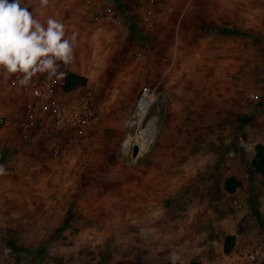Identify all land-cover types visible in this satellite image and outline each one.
<instances>
[{
    "label": "crops",
    "instance_id": "obj_1",
    "mask_svg": "<svg viewBox=\"0 0 264 264\" xmlns=\"http://www.w3.org/2000/svg\"><path fill=\"white\" fill-rule=\"evenodd\" d=\"M137 1L142 5V0ZM190 1L177 12L175 5L158 0L149 25L121 20L122 8L130 14L140 13L142 7L134 0H127L123 7L106 0L103 8L110 13L98 20L84 0H49L46 6H41L40 0H21V7H27L45 28L49 17L65 26L62 39L72 43V58L65 63L53 57L56 71L51 74L61 82L69 72L86 79L103 72L110 79L117 69L122 73L128 66L139 78L143 62L138 60L145 52L141 40L156 34L153 27L165 19L169 27L173 14L177 21L174 27L178 28L174 35H178L183 20L184 27L191 28L190 33L184 28L185 36L192 38L193 33H199L191 41L198 42L200 48L190 58L200 59L201 63L198 75L190 80L185 77L180 86L170 83V79L166 86L159 85L166 78L159 76L154 86L159 85L158 89L165 92L168 104L153 134L154 141L145 150L139 147L130 163L121 160V151L129 150L124 145L123 120L118 118L126 113V107L128 111L133 108L144 86H132L135 100L130 103L120 100L126 93L124 86H108V91L105 86L110 95L117 96L111 107L119 109L110 108V118H96L83 134L57 133L51 123L45 122L27 140L23 130L13 123L11 112L4 111L7 124L0 127V242L5 249L3 252L0 248V264H38L43 260L49 264H98L101 252L105 264H131L128 255L133 249L139 252L138 257L142 256L135 264H206L214 244L224 253L223 240L235 231L213 239L229 217L218 219L212 207L226 197L236 206L242 199V187L249 186V181L264 179V174L255 172L251 165L255 145H264V107L258 110L259 103L251 106L246 102L248 93L263 94L264 81H258L251 72L257 57L264 67V49H255L253 43L259 37L236 34L238 9H225L223 0H215L214 7L203 2L199 18L191 21L198 8H192L195 5ZM224 12L230 13V19L223 17ZM137 30L141 32L135 44H129L128 36L132 38V31ZM240 42L247 44L246 48ZM139 48L135 63L131 60L125 68L122 60L129 61ZM112 60H118L120 66H114ZM15 74L24 73H9L0 66V86L6 82L1 75ZM66 94L62 90L61 96L69 101ZM0 102L13 101L0 96ZM230 138L239 142L223 154H233V160L218 168L209 164L206 158L211 151L215 156L214 144L226 143ZM160 145L168 154L178 150V158L173 156L178 165L162 163L166 157L159 158L165 153L160 152ZM147 157L153 161L147 162ZM169 168L172 172L186 168L187 172L174 173L177 179L165 180L161 172ZM217 172L226 175L217 176ZM231 176L241 181L234 192L224 189L225 180ZM14 245L37 253L30 257ZM36 254L41 256L36 259Z\"/></svg>",
    "mask_w": 264,
    "mask_h": 264
},
{
    "label": "rangeland",
    "instance_id": "obj_2",
    "mask_svg": "<svg viewBox=\"0 0 264 264\" xmlns=\"http://www.w3.org/2000/svg\"><path fill=\"white\" fill-rule=\"evenodd\" d=\"M130 0H128L129 3ZM135 2L137 0H134ZM189 0H160V3H165V4H172L175 5V9L177 12H179L184 4L188 2ZM193 5L192 8L197 7L198 10L193 12L191 15L190 20H197L200 15V5L201 3H209L213 7L216 4L215 0H191L190 1ZM158 3V0H156L155 3L152 5H140L139 2H136V6L142 7L139 10L140 13L137 14H130L128 13L127 9L122 8V13L121 20L123 21H128L129 23L136 24V22L140 21L143 22L144 24H149L151 21L150 19V14L151 11H153L155 4ZM222 3L226 4L224 7L225 9L229 8H234L238 9L239 14H237V20L239 24L234 25V29L237 32L236 34L238 35H248V36H257L259 37V40H257L256 43H253L255 45V49L257 51H260L261 49H264V0H223ZM125 5V4H124ZM122 4V7L124 6ZM223 7V8H224ZM123 10H125V16L123 13ZM142 13V14H141ZM226 14V15H225ZM230 13H225L223 14V17L226 19H230ZM174 15V14H173ZM171 15V25L168 27L167 20L165 19V22L163 24L161 23L160 26H155L153 27L156 34L150 35L149 37H144L141 42L142 46L145 48L144 53V58L139 59L138 61L143 62V67L142 70L140 69V75L139 78L135 75H132L130 67H127V64L132 60L134 63L137 60V54L141 48L138 50L133 51V55H131V59L127 61L126 59L122 60L124 67L126 68L119 72V69L115 71V73L111 74V77L109 79L110 75H103V72H101L98 75H95L93 79H90L87 77V81L85 85L78 87L71 92H67L65 97L69 99V101L80 99L81 97H85V95L89 94L90 97L92 98L95 106V118L92 121H96L100 118L101 119H108L109 117V110L110 108L115 111L118 110L119 108L116 106H112L116 102V97H113L108 93L107 91L109 90L108 86H124L126 93L122 95V98L120 100H124L125 102H132L135 100V94L133 91L132 86H148L150 88H154L156 93H157V101L156 103L145 113L143 114V117L139 121V126H133L131 128H128L124 126L125 118L127 117V114L131 113L133 108L128 111L127 107L125 108L126 113H123V116H119L120 113H116L119 118L123 120V140L127 139L131 141L130 137L132 138V144L138 143L141 151L145 150L147 145H150L151 141H154L155 136L153 135L154 132L156 133L159 129V124L162 120V114L164 108L167 107V99L165 96V92L160 91L159 85L166 86L168 84V80L170 79V83L175 82L177 86L183 85L184 78L187 77L189 80L195 78V76L198 75L196 72H198L200 68V59H194L192 56V53L194 51L199 50L200 45L198 42H192L191 39L194 38L195 35H199L198 32L192 34V38L187 37L184 35L183 30H184V23L185 21L183 20L181 22V28H179V33H176L178 35H174L175 31L178 30V28L174 27V23L177 24L176 19L174 18L175 16ZM120 16V15H119ZM262 17V18H261ZM140 18V19H139ZM173 18V19H172ZM254 19H257L258 21H254ZM189 20V19H188ZM261 20V21H260ZM259 22V23H258ZM142 23V24H143ZM146 26V25H145ZM147 27V26H146ZM148 28V27H147ZM188 33H190V27L185 28ZM160 30L163 32L160 33ZM193 31V29H192ZM140 31H132L133 36L131 35L132 38L128 36V43L135 44V39L139 36ZM135 33V34H134ZM166 34V35H163ZM164 36V37H163ZM197 38H199L197 36ZM241 47L246 48L247 44H242L240 42ZM138 51V52H137ZM139 55V54H138ZM133 56V57H132ZM140 57V55H139ZM136 59V60H135ZM263 60H260L258 57L255 59V67L252 69L251 74H254V77H257L260 82L264 81V67L260 65V62ZM112 63L114 66H120V62L118 60L113 61ZM170 68V70H167V68ZM109 69V66H107V71ZM128 71V72H127ZM118 72V73H116ZM127 72V74H126ZM125 74V75H124ZM25 74H15L13 76H6V75H1L6 77V82L5 86H0V96L5 97L6 99L9 98L13 102H8L6 104L0 102V116H5L3 114L4 111H10L11 113V118L13 120V123L19 126L21 129V121L24 113V101L21 95L20 91V86L18 85L17 82H19L22 79V76ZM60 75H62L60 73ZM160 75H165L166 77L164 80L160 82V84L157 86L155 85V82L159 79ZM57 76V75H56ZM262 76V77H261ZM89 80V81H88ZM12 81H16L17 85H13ZM105 86H107V91L105 90ZM130 89H129V87ZM128 89V91H127ZM111 90V89H110ZM106 91V92H105ZM258 94H260L261 100L258 102L259 104L257 105L258 110L260 108L264 107V91L263 94L258 91H256ZM117 95V94H116ZM115 100V101H113ZM256 105V104H255ZM114 113V112H113ZM159 115V117H158ZM155 117V128L154 131L152 132L150 139L145 141L143 144L139 143V136L141 135V130L146 126L145 123L148 122L149 118ZM5 120V126L7 124V121L5 117H3ZM159 119V120H158ZM91 123V125L93 124ZM2 127V126H1ZM264 127V125H263ZM87 130V129H86ZM85 130V132H86ZM158 134V133H157ZM128 137V138H126ZM122 140V139H121ZM121 141V143L123 142ZM149 141V143H148ZM238 140L236 138H230L228 142L226 143H215L214 148H215V156L213 155V151H211V155L208 154L206 160L209 162V164L215 165L216 168H218L222 163H230L231 162V157L233 154H228L224 155L223 153L227 149H232L231 145L237 146ZM121 145V144H119ZM126 147V146H125ZM132 148V147H131ZM131 148L129 151L123 152L121 156L122 162L125 163H130L131 160ZM211 150V148H209ZM159 150L161 153L165 152L164 155H160L159 158L166 157V159L163 160L164 165H169V166H174L178 165V161H174L173 156L178 158V154L176 150L175 154H168L167 149L164 147V145L159 146ZM219 152V153H218ZM247 156V155H246ZM244 158H246L244 156ZM179 160V159H178ZM233 160V159H232ZM153 159H150L147 157V162H152ZM177 162V163H176ZM190 162V161H189ZM188 162V163H189ZM185 170L181 171H176L172 172V170L169 168V171H164L161 172L163 178L165 180L167 179H177L176 175L174 173H179V172H184ZM187 172V171H186ZM222 172H217V176H222L226 175L220 174ZM173 176H170V175ZM163 182V181H162ZM250 182L249 186H244L242 187L243 190H239L240 198L239 201H237L236 206L232 204L231 198H221V202L219 201V204L216 205L215 207H212L214 212L219 215L218 219H222L223 216L229 217L225 219V223L227 225L223 224V230L220 231V233L216 234V236L213 239H218L219 236H225L227 233L231 231H235V242L232 247V250L228 254L221 253L219 250V246L214 244L213 251L211 252L209 250V261L211 262H218V261H227L230 264H264V179H255V182ZM256 184V185H255ZM165 185V183L163 184ZM171 185V183H169ZM219 193H217L218 195ZM195 198H197V195H194ZM221 197V196H220ZM219 197V198H220ZM235 199V198H234ZM245 204H243V203ZM209 209V208H208ZM212 211V210H211ZM25 213V212H23ZM224 222V220H223ZM228 226V227H225ZM231 227L233 229H231ZM144 228V227H143ZM230 235V234H229ZM227 236V235H226ZM225 236V237H226ZM210 238V237H209ZM131 239H135V237H131ZM178 242V239H177ZM218 244V242H215ZM15 248H17V251L22 252V254H27L30 257L33 256L36 251L33 250H27L26 248H23L21 246H16L14 245ZM0 248L3 250L5 247L1 244L0 242ZM210 249V248H209ZM252 250L255 254L253 259H248L246 257L247 251ZM130 254L128 257H130V262L131 264L137 263L139 260H141V257H138L137 255V250H132L129 252ZM37 256L35 257L38 259L41 255L36 254ZM98 256V255H97ZM98 264H105L103 254L101 252L100 259L97 261ZM38 264H49L46 262V260H43V263H38Z\"/></svg>",
    "mask_w": 264,
    "mask_h": 264
},
{
    "label": "built area",
    "instance_id": "obj_3",
    "mask_svg": "<svg viewBox=\"0 0 264 264\" xmlns=\"http://www.w3.org/2000/svg\"><path fill=\"white\" fill-rule=\"evenodd\" d=\"M117 3L125 4L127 0H113ZM85 4L94 10L93 18L98 20L104 13H110L106 0H84ZM156 0H142L141 4L148 6L155 3ZM118 6V5H117ZM98 8H103L97 10ZM150 25V22H149ZM24 76L22 77V79ZM21 95L24 101V113L21 121V127L24 132V138L30 139L31 135L36 133L45 122L52 125V129L57 133L67 131L83 134L86 128L94 120L95 106L89 94L80 99L68 101L64 99L61 88V81L55 75H35L33 74L27 84H19ZM12 81L13 85H17ZM261 100L260 94L251 92L246 96V102L253 106ZM157 101V93L154 88L144 86L141 88L136 99L134 110L125 118V126L131 128L139 126V121ZM5 124L3 116H0V127ZM146 124V123H145ZM128 147V150L132 146ZM126 137V138H128ZM125 141V140H124ZM56 142V141H55ZM248 259H253L255 254L252 250L245 254ZM206 264H230L227 261L207 262Z\"/></svg>",
    "mask_w": 264,
    "mask_h": 264
},
{
    "label": "clouds",
    "instance_id": "obj_4",
    "mask_svg": "<svg viewBox=\"0 0 264 264\" xmlns=\"http://www.w3.org/2000/svg\"><path fill=\"white\" fill-rule=\"evenodd\" d=\"M40 4L46 6L49 0H40ZM64 35L65 26L58 20L49 17L45 28L27 7H21V0H0V66L9 73H24L21 84H27L36 71L55 74L53 57L71 61L72 43L62 39Z\"/></svg>",
    "mask_w": 264,
    "mask_h": 264
},
{
    "label": "trees",
    "instance_id": "obj_5",
    "mask_svg": "<svg viewBox=\"0 0 264 264\" xmlns=\"http://www.w3.org/2000/svg\"><path fill=\"white\" fill-rule=\"evenodd\" d=\"M86 81H87L86 77L74 72H69L64 77L61 83V88L64 92H71L72 90L85 85ZM251 165L255 172L259 174H264L263 144L258 143L255 145V152L251 160ZM240 186H241V181L234 176L228 177L224 182V189L228 192H234L235 189ZM234 242H235V236L232 234L227 235L223 240V252L228 254L232 250Z\"/></svg>",
    "mask_w": 264,
    "mask_h": 264
},
{
    "label": "bare ground",
    "instance_id": "obj_6",
    "mask_svg": "<svg viewBox=\"0 0 264 264\" xmlns=\"http://www.w3.org/2000/svg\"><path fill=\"white\" fill-rule=\"evenodd\" d=\"M154 128H155V117H151V118H149L148 122L146 123V126L141 130L142 133L139 136V143L140 144H143L145 141H147L149 139V137H151L150 134H152V132L154 131ZM130 144H131L130 140L126 139L124 141V145L127 147V149L130 146Z\"/></svg>",
    "mask_w": 264,
    "mask_h": 264
},
{
    "label": "water",
    "instance_id": "obj_7",
    "mask_svg": "<svg viewBox=\"0 0 264 264\" xmlns=\"http://www.w3.org/2000/svg\"><path fill=\"white\" fill-rule=\"evenodd\" d=\"M138 152H139V146H138V144H134L131 148V156L133 159L136 158Z\"/></svg>",
    "mask_w": 264,
    "mask_h": 264
}]
</instances>
